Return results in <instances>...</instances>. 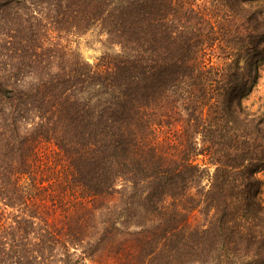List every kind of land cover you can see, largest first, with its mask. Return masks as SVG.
<instances>
[{"label": "trees", "instance_id": "1", "mask_svg": "<svg viewBox=\"0 0 264 264\" xmlns=\"http://www.w3.org/2000/svg\"><path fill=\"white\" fill-rule=\"evenodd\" d=\"M263 65L264 0H0V264H264Z\"/></svg>", "mask_w": 264, "mask_h": 264}, {"label": "rangeland", "instance_id": "2", "mask_svg": "<svg viewBox=\"0 0 264 264\" xmlns=\"http://www.w3.org/2000/svg\"><path fill=\"white\" fill-rule=\"evenodd\" d=\"M74 50L82 59L95 63L100 55L106 50H113L105 41V34L97 27L92 28L80 35H70L62 41ZM244 106L256 112L264 111V65L260 72L258 82L252 92L243 100ZM257 176L262 181V188L259 194L261 203L264 206V170H260Z\"/></svg>", "mask_w": 264, "mask_h": 264}]
</instances>
